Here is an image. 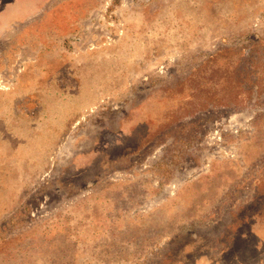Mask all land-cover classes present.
<instances>
[{"label":"rangeland","instance_id":"374dc122","mask_svg":"<svg viewBox=\"0 0 264 264\" xmlns=\"http://www.w3.org/2000/svg\"><path fill=\"white\" fill-rule=\"evenodd\" d=\"M55 1L0 31V264H264V0Z\"/></svg>","mask_w":264,"mask_h":264},{"label":"crops","instance_id":"0c3cea01","mask_svg":"<svg viewBox=\"0 0 264 264\" xmlns=\"http://www.w3.org/2000/svg\"><path fill=\"white\" fill-rule=\"evenodd\" d=\"M27 1V0H25ZM51 2L48 4L47 8L49 10H52L54 7H56V1L54 2V0H50ZM22 0H0V31L2 30V35L4 36L5 33L12 31L11 29H8L6 27L7 23H9V25L11 23H20V21L22 20L20 16V8L25 6V5H30L32 0H29V2H25V5L21 4ZM67 3L68 0H61L60 1V6L63 7ZM48 13H46L47 15ZM1 35V34H0ZM1 35V36H2Z\"/></svg>","mask_w":264,"mask_h":264},{"label":"bare ground","instance_id":"6f19581e","mask_svg":"<svg viewBox=\"0 0 264 264\" xmlns=\"http://www.w3.org/2000/svg\"><path fill=\"white\" fill-rule=\"evenodd\" d=\"M78 222V221H77ZM83 234V233H82ZM78 237V236H77ZM77 239V238H76Z\"/></svg>","mask_w":264,"mask_h":264}]
</instances>
